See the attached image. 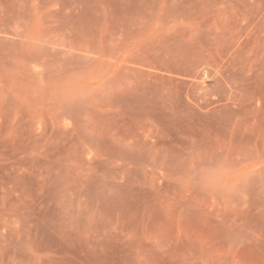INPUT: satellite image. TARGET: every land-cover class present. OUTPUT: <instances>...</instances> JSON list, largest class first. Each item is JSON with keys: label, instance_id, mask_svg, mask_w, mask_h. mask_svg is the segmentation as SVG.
I'll return each instance as SVG.
<instances>
[{"label": "rangeland", "instance_id": "obj_1", "mask_svg": "<svg viewBox=\"0 0 264 264\" xmlns=\"http://www.w3.org/2000/svg\"><path fill=\"white\" fill-rule=\"evenodd\" d=\"M0 264H264V0H0Z\"/></svg>", "mask_w": 264, "mask_h": 264}]
</instances>
